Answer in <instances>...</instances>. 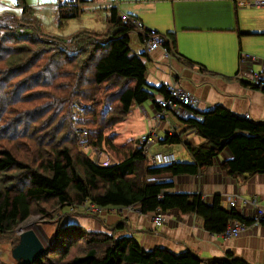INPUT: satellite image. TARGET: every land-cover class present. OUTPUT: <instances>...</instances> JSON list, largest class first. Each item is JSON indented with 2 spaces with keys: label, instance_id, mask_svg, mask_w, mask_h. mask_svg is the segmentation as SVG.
<instances>
[{
  "label": "trees",
  "instance_id": "trees-1",
  "mask_svg": "<svg viewBox=\"0 0 264 264\" xmlns=\"http://www.w3.org/2000/svg\"><path fill=\"white\" fill-rule=\"evenodd\" d=\"M88 2L65 0L58 8L59 27L79 17ZM19 6L23 8L19 15L0 12V236L14 232L17 245L19 224L32 216L33 207L50 202L60 209L86 201L101 206L139 205L143 213L178 209L202 217L207 230L215 234L224 233L234 220L254 222L236 209H226L221 196L207 203L201 195L169 193L174 182L157 178L196 175L227 148L233 156L223 167L230 173L264 174V123L217 106L203 113L202 120L186 121L207 139L204 144H187L194 162L153 166L140 141L116 142L132 106L155 100L146 65L131 47L130 33L136 27L112 8L105 30L81 28L65 36L48 31L26 0H19ZM157 90L167 95L166 85ZM78 101L85 105L81 122L75 115ZM80 126L90 134L89 144L108 155V165L98 163L80 145ZM182 142L177 134L162 140ZM12 171L18 173L8 176ZM43 212L46 221L59 214ZM73 213L94 216L84 209ZM57 230L59 257L45 262L42 256L32 264H254L233 253L205 260L191 250L149 251L133 237L76 224L60 225ZM78 244H84V249L75 254Z\"/></svg>",
  "mask_w": 264,
  "mask_h": 264
},
{
  "label": "crops",
  "instance_id": "crops-1",
  "mask_svg": "<svg viewBox=\"0 0 264 264\" xmlns=\"http://www.w3.org/2000/svg\"><path fill=\"white\" fill-rule=\"evenodd\" d=\"M57 1L56 5L39 4V8H56L57 20L58 8L65 0ZM89 1L85 7L106 5L108 12L103 20L107 22L106 27L109 25L111 9L117 8L119 13L138 17L172 40L168 53L162 47L149 51L139 30L130 33L131 47L141 55L146 65L147 83L156 91L155 100L132 106L118 130L117 138L126 139L124 143L130 140L141 142V136L148 134L152 126L156 125L161 110L158 101L165 95L157 92V89L173 82L199 99V105L191 116L194 119L202 120L203 113L223 106L241 117L249 115L252 122L264 123V88L258 84L260 79H264V7H241L234 0ZM31 7L41 22L39 8ZM66 24L67 21L64 27ZM104 28L90 29L102 31ZM58 30L63 28L59 27ZM58 30L51 32L65 36L74 33L64 34ZM144 52L145 55H142ZM186 121L168 111L157 127L154 150L175 153L176 161L194 162L187 144L200 145L206 143L207 139ZM173 132L181 136L183 142L162 143L167 134ZM87 152L91 158H95L93 150ZM232 156L227 148L213 165L205 167L196 175L169 174L157 180L174 182L173 188L168 189L169 193L201 195L207 203H213L215 196H221L226 209H236L242 216L254 221L238 236L212 233L207 230L202 217L178 209L165 212L168 220L158 227L153 220L156 212L143 213L139 205L113 206L102 216L96 217L87 213H73L70 209H76L77 206H69L68 210L57 215L56 218H60L56 222L59 225L76 224L90 231L115 232L118 237H133L149 251L164 248L180 254L191 250L205 260L225 258L228 253H233L251 263L264 264V215L259 222L255 221L258 210H264V174L230 173L223 163ZM234 198L236 205L231 206ZM123 222L124 227L118 229V224Z\"/></svg>",
  "mask_w": 264,
  "mask_h": 264
},
{
  "label": "built area",
  "instance_id": "built-area-1",
  "mask_svg": "<svg viewBox=\"0 0 264 264\" xmlns=\"http://www.w3.org/2000/svg\"><path fill=\"white\" fill-rule=\"evenodd\" d=\"M171 1H180V0H171ZM238 6L241 7H264V0H234ZM117 3V2H116ZM120 17L124 21H129L133 24L137 30H139L147 43L148 50L153 51L160 47H162L166 53L169 51V47L167 46L168 41L170 39L165 34L160 31L149 27L145 24L144 21L139 19L138 17L132 16L127 13H120ZM259 86L264 88V79H260L258 82ZM167 95H164L159 101L158 104L161 107L160 112L158 113L156 125L152 126L150 132L141 136V144L144 149V153L148 158V161L153 166L158 165H169L174 163L177 160L176 154L172 152H152V147L155 143V136L157 127L162 122L167 115V112L170 111L174 113L177 117L181 119L190 118L195 109H197L199 105V99L196 98L192 93L184 89L181 85L176 82L170 83L166 85ZM85 105L81 102L75 103V110L80 113H84ZM247 119H250L249 115H246ZM173 132L172 135H174ZM177 134V133H176ZM84 135H88V131L84 132ZM84 137L81 140V146L86 151H94L95 159L97 158L98 163H102L104 165H108L110 163V158L106 153L99 149H93V147L87 143ZM254 204L257 205L256 200H254ZM236 205V198L232 199L231 206ZM113 206H101L96 203H92L90 201H86L83 204L77 206V208H71V212H77L76 210L84 209L87 212L91 213L94 216H102L107 210H109ZM133 207V206H130ZM264 215V210L260 208L258 210V215L255 217V221L259 222L261 217ZM153 220L156 226H163L167 220L168 216L165 212L158 211L154 213ZM250 224L245 221L235 220L227 227V230L224 232L228 237L238 236L242 231L248 228Z\"/></svg>",
  "mask_w": 264,
  "mask_h": 264
},
{
  "label": "rangeland",
  "instance_id": "rangeland-1",
  "mask_svg": "<svg viewBox=\"0 0 264 264\" xmlns=\"http://www.w3.org/2000/svg\"><path fill=\"white\" fill-rule=\"evenodd\" d=\"M27 4L31 6H35L37 8L40 7L39 4H45V5H56L58 3L57 0H26ZM38 4V5H36ZM86 12L80 14L77 18H72L67 21V24L65 27H63V30L59 29V22L55 19L56 16V8H39V15L41 22L44 24V27L48 31H54L58 30L59 32H62L64 34H69L71 32H74L75 30L86 27V28H96V29H103L105 24L107 25V22L105 23L103 20L106 17L107 10L106 5H91L86 6ZM88 8V9H87ZM22 7L19 6V0H0V12H8V13H14L18 14L22 13ZM104 28V30H105ZM103 31V30H102ZM76 118L79 122L84 121L85 114L80 112H75ZM84 124V123H83ZM80 129H82L81 135H80V141L84 138L89 143V133L87 136L84 135V132L86 131V128H83L80 126ZM126 141V139L118 137L117 142L119 144H123ZM157 146V145H156ZM152 152H156L154 148L152 147ZM19 158H21L19 156ZM180 160V159H179ZM18 171H12L9 172L7 175H15ZM158 179V178H157ZM41 206L34 208L33 207V214L32 216L19 224V226L16 229L17 235L20 237V234L25 232L28 229H33L40 240L45 244V247L47 249V252L43 255V259L45 262H51L54 261L59 257L58 249L61 248L60 243L57 244V234H58V227L60 226L56 221L59 222V218H55L53 220L46 221L40 214L44 213L43 211H54L57 212H64L67 209L68 206L60 209L58 204L54 205L53 203H42ZM57 217V216H56ZM57 224V225H56ZM68 225V224H66ZM65 226V224H63ZM16 234H7L5 236H0V261L2 264H14L16 262L15 258L12 254V249L14 248V242L17 241ZM67 239V238H66ZM87 242V241H86ZM80 245L78 250L75 254H80L84 249V244H78ZM78 247V246H77ZM56 248V250H55ZM51 260V261H50ZM0 263V264H1Z\"/></svg>",
  "mask_w": 264,
  "mask_h": 264
},
{
  "label": "water",
  "instance_id": "water-1",
  "mask_svg": "<svg viewBox=\"0 0 264 264\" xmlns=\"http://www.w3.org/2000/svg\"><path fill=\"white\" fill-rule=\"evenodd\" d=\"M47 252L44 243L33 229L20 234V241L12 249L13 257L21 264H32Z\"/></svg>",
  "mask_w": 264,
  "mask_h": 264
}]
</instances>
